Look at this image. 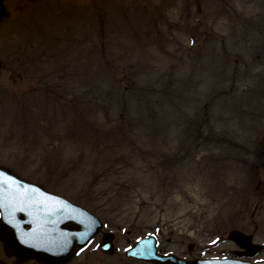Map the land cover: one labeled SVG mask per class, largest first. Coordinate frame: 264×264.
<instances>
[{
  "label": "rangeland",
  "instance_id": "1",
  "mask_svg": "<svg viewBox=\"0 0 264 264\" xmlns=\"http://www.w3.org/2000/svg\"><path fill=\"white\" fill-rule=\"evenodd\" d=\"M0 166L115 236L43 263L0 232V264H153L122 252L148 235L186 259L236 258L231 230L264 244V0H0Z\"/></svg>",
  "mask_w": 264,
  "mask_h": 264
},
{
  "label": "water",
  "instance_id": "2",
  "mask_svg": "<svg viewBox=\"0 0 264 264\" xmlns=\"http://www.w3.org/2000/svg\"><path fill=\"white\" fill-rule=\"evenodd\" d=\"M30 190H36L37 194L34 196L39 197L42 190L29 182L23 181L13 174L7 172L6 170H3L0 168V211L3 216V221L4 223H7L8 220V213L14 212L15 213V208L11 207L10 210H6L1 203L5 201L7 198L6 197H11L12 199H15L16 197H24L25 199H28L30 195H28V192ZM45 194V193H44ZM49 195V194H48ZM50 198H53V205H61L66 207V211L74 212V210H79L77 207L72 206L68 202L64 201L60 197L49 195ZM33 199V196H31ZM15 202V201H13ZM16 203V202H15ZM68 204V205H67ZM82 215L84 213L79 210ZM22 223L25 221L23 217H20ZM52 221L53 219L50 218ZM81 219V218H80ZM80 219H75L74 221L80 220ZM71 223V222H67ZM67 224H61V227L66 228ZM80 227H83V225L79 224V229ZM79 234V231H69L68 235L66 236L67 242H69V246L64 247L63 249H60L52 255H57L61 250H64L65 252L61 255H65L69 253L73 247L81 246L85 244L89 240L88 235H79V237L76 235ZM229 237L233 239L236 244L241 247L246 249V251L243 252H238V255L241 256L243 254L245 255H253L255 254L261 246L253 244L251 241V237L249 235H245L241 232L238 231H231L229 233ZM79 240V242L77 241ZM14 248L17 250H24L23 248L20 247V245L12 243ZM58 255V256H61ZM126 255L128 256H134L137 258H142L145 260H149L152 262H155L157 264H264V261L262 262H245V261H240V260H230V259H216V260H193V261H186L183 259L176 258L173 255H158L156 253V248H155V242L152 238H142L140 239L134 246L129 248L126 251Z\"/></svg>",
  "mask_w": 264,
  "mask_h": 264
},
{
  "label": "flooded vegetation",
  "instance_id": "3",
  "mask_svg": "<svg viewBox=\"0 0 264 264\" xmlns=\"http://www.w3.org/2000/svg\"><path fill=\"white\" fill-rule=\"evenodd\" d=\"M94 254H97L96 256H100V258H101V256H104V255H106V254H103V253H97V252H96V253H94ZM72 256H73V255H72ZM72 256H70L69 258H71ZM79 256H80V255H79ZM79 256H78V257H79ZM106 256H109V254H108V255H106ZM34 259H35V258H34ZM50 262H53V260L49 258V263H50Z\"/></svg>",
  "mask_w": 264,
  "mask_h": 264
}]
</instances>
